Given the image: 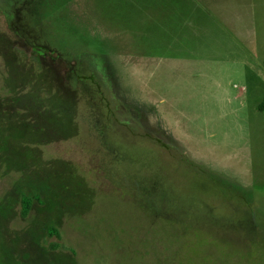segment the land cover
<instances>
[{"label": "rangeland", "instance_id": "1", "mask_svg": "<svg viewBox=\"0 0 264 264\" xmlns=\"http://www.w3.org/2000/svg\"><path fill=\"white\" fill-rule=\"evenodd\" d=\"M263 97L264 0H0V264H264Z\"/></svg>", "mask_w": 264, "mask_h": 264}, {"label": "flooded vegetation", "instance_id": "2", "mask_svg": "<svg viewBox=\"0 0 264 264\" xmlns=\"http://www.w3.org/2000/svg\"><path fill=\"white\" fill-rule=\"evenodd\" d=\"M259 104L257 106L258 110H259ZM96 120H98V119H94L93 121H96ZM106 123L109 124L108 119H106L103 126ZM106 139L107 138H105V141H104L105 144L107 142ZM160 147H162V146L155 145L154 143H152L150 146L146 147V150H149V153L152 154V156L154 157V159L156 160L157 163H160V161L162 159H164L165 164H168V163H169L168 165L172 164V167L171 168L166 167V170H212V169H208V168L203 167V166H193L192 165L189 167H183V165H185L186 161L183 160L184 156H182V155H184V151L182 149L180 150L177 146H174L172 144H168V145L165 144V147H162V148H165V150L163 152ZM109 150L115 154H118L119 152H123L125 149L121 148L118 150L117 149L113 150L112 147H109ZM163 153H164L165 157H163ZM157 170H164V169H162V168H160V166H158ZM158 173H159V176L152 177L153 180H157L158 185L152 186V187H153V190L155 187L156 188L158 187V189L160 190L161 194H159V195L162 197L160 198L159 203L165 205V207H172V206L177 207L179 205L178 199L177 200L165 199V196L167 194L166 192H170L173 195H175V193H176L179 196H184V197L189 198L191 200V205H193V206H199L200 207V206H206L207 205L208 207H210L212 205V204H206L207 202H203L202 197H199V196H194V195L188 196V194H186V193H179L178 194L176 191L179 189H182L184 184L182 185L181 183L175 181V179L171 178V176H169V175H163L159 171H158ZM174 177L177 178V176H174ZM145 180H148V177H146ZM180 180H182L181 176H180L179 181ZM115 182H116V187L121 189L118 182L117 181H115ZM138 186H140V183L138 184ZM164 189H166V190H164ZM167 196H169V194H167ZM169 212H170V214H171V212H173L174 213L173 216L176 215L175 210H173L172 208L169 209Z\"/></svg>", "mask_w": 264, "mask_h": 264}, {"label": "trees", "instance_id": "3", "mask_svg": "<svg viewBox=\"0 0 264 264\" xmlns=\"http://www.w3.org/2000/svg\"><path fill=\"white\" fill-rule=\"evenodd\" d=\"M78 90H79V88H78ZM259 110L260 111H264V97H263L262 101L259 104ZM101 112H102L101 114H103L107 118L111 116V114H107V111H105V110H103ZM166 193L169 194V196L172 194L170 192H166ZM157 194H158L157 192L150 193V196H151V199L156 200V204H160L159 200H160V198L162 196L157 195ZM167 194L165 196V199H167ZM30 204H31V199L28 198V197H23V200H22V212H21L22 217H25L28 214V212L30 210V206H31ZM169 209H171V208L170 207H165L164 208V210L167 211V212H169ZM150 213H151V210H150ZM52 232L58 234L54 229H52Z\"/></svg>", "mask_w": 264, "mask_h": 264}]
</instances>
